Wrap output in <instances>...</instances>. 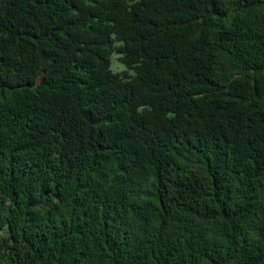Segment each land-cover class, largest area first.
I'll use <instances>...</instances> for the list:
<instances>
[{
  "label": "trees",
  "instance_id": "1",
  "mask_svg": "<svg viewBox=\"0 0 264 264\" xmlns=\"http://www.w3.org/2000/svg\"><path fill=\"white\" fill-rule=\"evenodd\" d=\"M0 264H264V0H0Z\"/></svg>",
  "mask_w": 264,
  "mask_h": 264
},
{
  "label": "rangeland",
  "instance_id": "2",
  "mask_svg": "<svg viewBox=\"0 0 264 264\" xmlns=\"http://www.w3.org/2000/svg\"><path fill=\"white\" fill-rule=\"evenodd\" d=\"M116 44H119V42H116ZM110 61H111V70L114 73L123 72L124 70H126L125 66L122 65L120 61L117 59L116 54H112Z\"/></svg>",
  "mask_w": 264,
  "mask_h": 264
}]
</instances>
